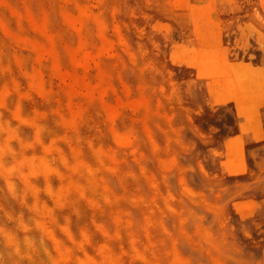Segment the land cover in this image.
<instances>
[{"label": "rangeland", "instance_id": "rangeland-1", "mask_svg": "<svg viewBox=\"0 0 264 264\" xmlns=\"http://www.w3.org/2000/svg\"><path fill=\"white\" fill-rule=\"evenodd\" d=\"M0 264H264V0H0Z\"/></svg>", "mask_w": 264, "mask_h": 264}, {"label": "bare ground", "instance_id": "bare-ground-1", "mask_svg": "<svg viewBox=\"0 0 264 264\" xmlns=\"http://www.w3.org/2000/svg\"><path fill=\"white\" fill-rule=\"evenodd\" d=\"M41 238H42V237H41ZM28 243H30V242H28ZM33 244H34V243H33ZM28 245H29V244H28ZM30 245H32V244H30ZM42 245H43V244H42ZM40 247H42V246L40 245ZM42 248H43V250H44L45 246H43Z\"/></svg>", "mask_w": 264, "mask_h": 264}]
</instances>
